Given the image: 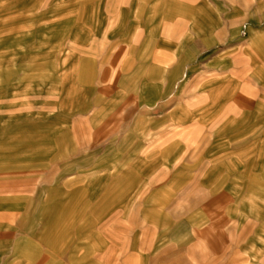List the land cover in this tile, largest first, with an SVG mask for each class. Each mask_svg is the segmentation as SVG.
Wrapping results in <instances>:
<instances>
[{"label": "rangeland", "instance_id": "374dc122", "mask_svg": "<svg viewBox=\"0 0 264 264\" xmlns=\"http://www.w3.org/2000/svg\"><path fill=\"white\" fill-rule=\"evenodd\" d=\"M47 1L0 5V264H264V0Z\"/></svg>", "mask_w": 264, "mask_h": 264}, {"label": "crops", "instance_id": "0c3cea01", "mask_svg": "<svg viewBox=\"0 0 264 264\" xmlns=\"http://www.w3.org/2000/svg\"><path fill=\"white\" fill-rule=\"evenodd\" d=\"M3 1L4 0H0V5ZM68 1L69 0H59L58 1L57 9H55V11L56 10L59 11L60 16L58 18L60 19V21H65L67 19V12L69 9ZM94 1L96 2V5H98L101 8V1H103V0H94ZM156 1H158V0H138L137 1L138 3H137L136 8H135V10H136L135 12L137 13L135 18H140L141 16H143L144 19H148L149 16L150 17L152 16V13H153L154 17H158L160 15H163V10H164L163 2L157 3ZM244 1L246 2L247 0H244ZM78 2L80 3V6H82L85 3H86V5L89 3L86 1H78ZM97 2H98V4H97ZM151 2H152V4L150 6L149 3H151ZM49 5H50V3H49ZM49 5L47 6L48 12L50 9ZM99 10L100 9H98V11ZM6 17H8L7 12H6ZM147 22H148L147 20H144L142 24L145 25V27H146ZM51 23H52V21H51ZM53 23H55V20H53ZM138 23L136 25H140V23L139 24ZM54 28H56V27H54ZM57 29H59V28H56V30ZM140 35H141L140 30H137L134 33V35L132 36V42H133L134 46L135 45L138 46V44H139L138 38H140ZM125 44L126 45H124V47L121 48V51L118 54L125 55V53H126L125 47H129L130 42H126ZM67 46L70 48H73L74 43H68ZM146 47H147V45H146ZM258 53H259V47L258 46L253 47L252 45H250L248 49H244L243 51H240L238 54L231 56L230 62L228 61L227 63H224L223 66H221V67L218 66V68L219 69L221 68L222 71L219 73H216V76H221V82H219L214 88L212 87V89H208V90L202 89L203 85L200 86L199 89H201V90L199 91V93H195L194 95H192L191 97L186 98V99L182 98V103H184L187 106H190L193 104H199V103H203L204 101H207L208 104L205 107L207 110H213L215 108L218 109L221 106L222 107H228L227 104L226 105H223V104H224L225 100L228 99V96L232 93V91L241 85L247 84L249 81V77H247V75H245L244 73H238L235 70H230L229 66L235 65V64H237V62L242 61V60L246 61L247 58H250L251 61H255L256 57L258 56ZM247 61H248V59H247ZM211 85H214V84H211ZM231 106L234 108L237 106V103L234 102L231 105H229V107H231ZM221 120L222 119L219 117L216 121L220 122ZM261 146H262V149L259 152L264 153V139L261 142ZM237 252L239 253V255H242V253L239 250H237ZM189 264H194V260H191L189 262Z\"/></svg>", "mask_w": 264, "mask_h": 264}, {"label": "bare ground", "instance_id": "6f19581e", "mask_svg": "<svg viewBox=\"0 0 264 264\" xmlns=\"http://www.w3.org/2000/svg\"><path fill=\"white\" fill-rule=\"evenodd\" d=\"M111 173V172H110Z\"/></svg>", "mask_w": 264, "mask_h": 264}]
</instances>
